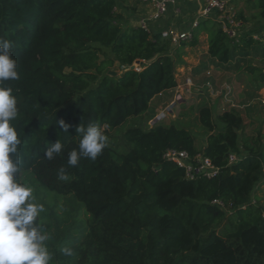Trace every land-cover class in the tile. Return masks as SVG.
<instances>
[{
	"label": "trees",
	"instance_id": "16d2710c",
	"mask_svg": "<svg viewBox=\"0 0 264 264\" xmlns=\"http://www.w3.org/2000/svg\"><path fill=\"white\" fill-rule=\"evenodd\" d=\"M245 1L264 22V0ZM129 2L0 0V39L12 42L19 74L6 85L17 98L21 172L31 169L50 191L73 195L89 215L49 250L50 264H264V213L252 201L264 177L263 135L248 131L238 113L225 111L217 129L212 108L200 107L208 131L201 153L219 168L211 178L188 179L164 158L167 149L200 152L191 131L161 122L127 128L126 151L107 145L95 161L68 164L82 138L79 126L119 127L175 89L181 48L195 45L201 31L208 33V55L220 64L261 43L252 33L235 41L208 18L192 40L173 46L161 31L131 25L119 11L132 10ZM235 17L245 24L242 12ZM136 61H144L142 70L130 67ZM115 66L128 68L112 75ZM58 140L61 153L47 159L46 148ZM231 154L239 159L230 163ZM62 168L67 181L58 179ZM65 247L73 255H64Z\"/></svg>",
	"mask_w": 264,
	"mask_h": 264
},
{
	"label": "rangeland",
	"instance_id": "374dc122",
	"mask_svg": "<svg viewBox=\"0 0 264 264\" xmlns=\"http://www.w3.org/2000/svg\"><path fill=\"white\" fill-rule=\"evenodd\" d=\"M179 9L181 20H193L200 5L196 0H180ZM170 11L175 12L174 7ZM228 12L230 15L242 12L246 21L238 29L241 35L252 33L261 43L247 52H233L229 63L220 64L208 55V33L201 31L197 43L193 46H183L181 56L177 57L175 75L178 86L156 96L144 114L130 118L119 127L105 129L104 133L109 139L108 145L120 152L126 151L130 147L124 139L127 128L140 126L147 130L155 122H161L166 125L175 124L191 131L196 147L201 153L208 136V131L200 122L199 110L202 105L212 108L217 129L224 125L221 115L225 111H233L243 117L248 131H261L264 142V22L258 17L257 9L245 0H229ZM210 18L219 22L216 14ZM171 54L176 57L174 49ZM144 65L145 63L136 61L130 67L142 70ZM125 68L128 67L115 66L112 72L120 74ZM187 77L192 78V86L184 85ZM20 180L32 187L37 202L45 205V212L41 214L40 220L49 230V250L57 245L60 239L69 235V229L72 231L89 217L73 195H59L50 191L37 180L31 169L23 170ZM252 201L260 204L264 213V177L257 184Z\"/></svg>",
	"mask_w": 264,
	"mask_h": 264
},
{
	"label": "clouds",
	"instance_id": "9594fccd",
	"mask_svg": "<svg viewBox=\"0 0 264 264\" xmlns=\"http://www.w3.org/2000/svg\"><path fill=\"white\" fill-rule=\"evenodd\" d=\"M11 49V41L0 39V264H50L49 230L39 222L45 205L37 202L33 188L19 179L21 140L13 123L19 112L13 89L6 85L9 80L19 79ZM58 124L65 132L70 127L63 119ZM77 132L82 136L78 149L68 154V164L73 167L82 158L95 161L109 142L99 124L79 126ZM62 149L58 140L46 148L44 155L52 160ZM58 179H69L65 169H60ZM61 251L64 255H73L71 248Z\"/></svg>",
	"mask_w": 264,
	"mask_h": 264
},
{
	"label": "built area",
	"instance_id": "2783aa9c",
	"mask_svg": "<svg viewBox=\"0 0 264 264\" xmlns=\"http://www.w3.org/2000/svg\"><path fill=\"white\" fill-rule=\"evenodd\" d=\"M144 5L152 6V13L149 17H142L137 25L149 32L153 31L156 23L162 22L164 19L171 17L170 26L167 30L161 31L163 35L169 37L173 46L180 45L184 41H190L193 38V29L196 28L201 20L210 18L213 14L218 15V20L223 30L235 41L241 37L239 27L243 26L242 21H238L234 15L228 12L229 0H196L200 5L198 14L193 20L185 18L180 19L181 10L179 9L180 0H132ZM175 12L170 11L173 9ZM179 17V19H178ZM144 63V61H143ZM185 86H192L193 80L187 77ZM164 158L173 161L186 171L188 179H195L199 176L208 178L218 174L219 168L213 164L210 158L201 153L192 156L187 150L167 149L164 152ZM238 156L230 155V163L236 162ZM213 203L223 205L220 200H214Z\"/></svg>",
	"mask_w": 264,
	"mask_h": 264
},
{
	"label": "crops",
	"instance_id": "0c3cea01",
	"mask_svg": "<svg viewBox=\"0 0 264 264\" xmlns=\"http://www.w3.org/2000/svg\"><path fill=\"white\" fill-rule=\"evenodd\" d=\"M129 5L133 8L132 10L128 11L125 8L120 7L119 11L124 15L125 18L129 20V23L133 26H138L137 22L139 21V19L144 16L149 17L150 13H152L151 5H144L132 0H130ZM134 22L136 23V25H134ZM170 22L171 17L164 19L162 22L156 23L153 27V30H155L156 32L167 30L170 26Z\"/></svg>",
	"mask_w": 264,
	"mask_h": 264
},
{
	"label": "water",
	"instance_id": "95a60500",
	"mask_svg": "<svg viewBox=\"0 0 264 264\" xmlns=\"http://www.w3.org/2000/svg\"><path fill=\"white\" fill-rule=\"evenodd\" d=\"M143 63V61H141ZM112 75H116V72H111Z\"/></svg>",
	"mask_w": 264,
	"mask_h": 264
}]
</instances>
